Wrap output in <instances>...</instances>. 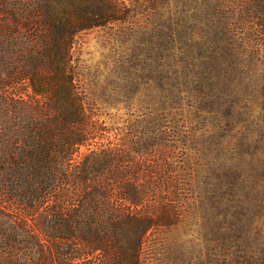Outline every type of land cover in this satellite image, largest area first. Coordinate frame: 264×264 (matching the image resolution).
Returning a JSON list of instances; mask_svg holds the SVG:
<instances>
[{"label":"trees","instance_id":"obj_1","mask_svg":"<svg viewBox=\"0 0 264 264\" xmlns=\"http://www.w3.org/2000/svg\"><path fill=\"white\" fill-rule=\"evenodd\" d=\"M244 20L259 49L264 0H0V264H141L148 235L181 226L200 196L216 219L241 213L254 167L229 154L226 181L194 172L243 144L231 140L252 112L232 76ZM116 22L145 28L163 62L124 127L99 118L71 51L78 32ZM259 179L264 208V160ZM193 182L207 188L191 203ZM226 229L210 232L209 264H264V245H232L243 235Z\"/></svg>","mask_w":264,"mask_h":264},{"label":"rangeland","instance_id":"obj_2","mask_svg":"<svg viewBox=\"0 0 264 264\" xmlns=\"http://www.w3.org/2000/svg\"><path fill=\"white\" fill-rule=\"evenodd\" d=\"M238 26L240 32L234 35L233 46L241 49L235 47L232 52L238 53V64L233 67L232 76L235 78L233 82L238 83L239 89L246 93L245 106L252 112L239 119V132L231 143L236 144L239 138L243 144L227 152L223 150L227 153L224 166L211 163L209 167H196L194 174L198 173L195 177L197 179L201 176L207 177L206 182L226 181L222 174L225 170H230L229 154L240 155L247 167H254L257 190L246 195L249 203L237 209L241 213H236L233 217L228 215L224 219H216V209L211 208L208 199L200 196L195 206L191 205L189 208L181 226L158 230L148 235L140 254L141 264H209L214 246L210 245V232L217 223L225 225V231L230 236L239 233L243 235V242L233 238L229 240L232 245H264V208L261 207L259 195L263 182L258 180L264 160L260 148L263 125L260 109L263 100L261 88L264 87V42L258 49V27L255 21L244 20L243 25ZM143 29L139 31L140 29L128 23L116 22L80 31L74 37L71 51L80 86L89 102L94 105L99 118L109 126L124 127L137 116L138 105L147 101L139 92L147 87V81L150 84L146 77L153 68L157 71L161 69L160 64L163 62H160V52L150 50L153 41H149L147 35L140 34ZM155 42L161 41L157 39ZM237 70L240 71L239 79L236 78ZM216 153L210 148L208 158L212 156L213 159ZM189 162L190 166H195L194 158ZM216 175L219 178H215ZM193 184V192L188 193L191 195V203L198 193H203L207 188L206 184Z\"/></svg>","mask_w":264,"mask_h":264}]
</instances>
